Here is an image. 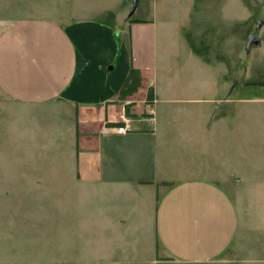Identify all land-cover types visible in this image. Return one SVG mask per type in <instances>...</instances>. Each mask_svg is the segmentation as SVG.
<instances>
[{
  "label": "crops",
  "instance_id": "0c3cea01",
  "mask_svg": "<svg viewBox=\"0 0 264 264\" xmlns=\"http://www.w3.org/2000/svg\"><path fill=\"white\" fill-rule=\"evenodd\" d=\"M114 12L104 7L97 17L19 19L0 33V92L18 104L64 108L72 117L64 163L71 168L68 184L80 198L58 208L64 219L55 225L64 235L51 262L21 264H264L262 180L254 185L259 204L239 206L233 200L234 194L254 192L248 159L237 157L231 140L227 158L217 146V161H208L203 171L196 168L189 134L200 130L157 118V18L139 23ZM163 66L169 68L167 61ZM185 66L192 72L179 84L180 99L167 80L162 103L167 109L173 102L187 106L192 123L201 117L200 105L211 106L212 131L219 132L222 120L213 109L220 103L214 95L218 80L198 77L203 66L190 52ZM131 68L140 74V87L120 99ZM148 89L152 105L146 103ZM221 130L228 137L236 134ZM177 132L182 137L171 135ZM66 189L57 194L73 195ZM81 213V233L71 243L69 222Z\"/></svg>",
  "mask_w": 264,
  "mask_h": 264
},
{
  "label": "rangeland",
  "instance_id": "374dc122",
  "mask_svg": "<svg viewBox=\"0 0 264 264\" xmlns=\"http://www.w3.org/2000/svg\"><path fill=\"white\" fill-rule=\"evenodd\" d=\"M133 1L0 0V33L19 19L97 17L104 7L126 13L133 22L155 16L158 120L163 118L162 124L169 122L200 130L189 135L195 144L196 168L201 171L208 161H217V146L227 158L228 142L233 141L237 157L241 153L248 159L247 175L254 192L249 197L234 194L233 200L239 206L247 202L259 204L260 196L256 195L254 185L261 179L264 186V0H137L136 7ZM120 32L116 29L112 35L117 45ZM250 35H256L260 44L247 50ZM189 52L203 66L198 77L213 76L218 80L214 95L217 94L220 103L213 109H218L223 121L221 129L226 127L231 133L236 129L235 135L225 136L221 129L212 131L215 114H211V106L200 105L201 117L192 123L185 115L190 110L187 106L173 102L167 109L162 103L167 80H172L174 95L180 99L184 87L179 84L186 76L191 77L192 72L185 66ZM164 61L169 64L166 71ZM210 94L201 97L206 99ZM71 123L72 117L64 108L52 104L22 105L0 92V264L51 262L57 239L64 235L55 225L57 220L64 219L58 208L68 201L71 207L80 202L74 196L75 189L68 184L71 168L64 163L70 155L67 129ZM171 135L179 138L183 134ZM223 187L231 191L227 185ZM61 188H68L66 194L73 195L57 194ZM82 216L83 213L78 214L69 222L73 223L71 243L79 238L78 217L81 224ZM71 245L75 248V244Z\"/></svg>",
  "mask_w": 264,
  "mask_h": 264
},
{
  "label": "trees",
  "instance_id": "16d2710c",
  "mask_svg": "<svg viewBox=\"0 0 264 264\" xmlns=\"http://www.w3.org/2000/svg\"><path fill=\"white\" fill-rule=\"evenodd\" d=\"M139 87H140V74L137 70L131 68L120 89L119 98L124 99L125 97L133 95L135 92H137V89ZM146 103L148 105H152L153 103V92L151 89H148L147 91ZM127 110L128 109L125 108V113H127Z\"/></svg>",
  "mask_w": 264,
  "mask_h": 264
},
{
  "label": "water",
  "instance_id": "95a60500",
  "mask_svg": "<svg viewBox=\"0 0 264 264\" xmlns=\"http://www.w3.org/2000/svg\"><path fill=\"white\" fill-rule=\"evenodd\" d=\"M137 0L133 1V6L136 7ZM259 44V38L256 35H250L247 38L246 49L249 50L252 46H257Z\"/></svg>",
  "mask_w": 264,
  "mask_h": 264
},
{
  "label": "built area",
  "instance_id": "2783aa9c",
  "mask_svg": "<svg viewBox=\"0 0 264 264\" xmlns=\"http://www.w3.org/2000/svg\"><path fill=\"white\" fill-rule=\"evenodd\" d=\"M116 131H117V133H121V132H123V128H118Z\"/></svg>",
  "mask_w": 264,
  "mask_h": 264
}]
</instances>
